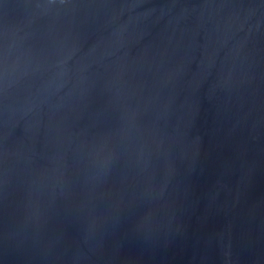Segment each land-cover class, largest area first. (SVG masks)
Returning <instances> with one entry per match:
<instances>
[{"label": "water", "instance_id": "1", "mask_svg": "<svg viewBox=\"0 0 264 264\" xmlns=\"http://www.w3.org/2000/svg\"><path fill=\"white\" fill-rule=\"evenodd\" d=\"M0 264H264V0H0Z\"/></svg>", "mask_w": 264, "mask_h": 264}]
</instances>
